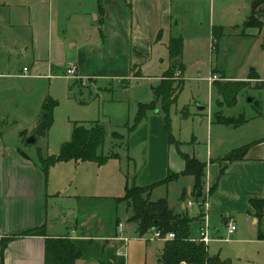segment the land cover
Wrapping results in <instances>:
<instances>
[{"label": "rangeland", "instance_id": "rangeland-1", "mask_svg": "<svg viewBox=\"0 0 264 264\" xmlns=\"http://www.w3.org/2000/svg\"><path fill=\"white\" fill-rule=\"evenodd\" d=\"M213 1L212 7L204 0L185 5L181 18H177L175 13L173 26L162 36L165 46L171 38L182 42L181 55L173 65L176 67L172 84L175 99L167 105L162 97L158 98L154 102V110L136 125L134 119L138 104L154 100L153 91L161 83L158 77L174 63L169 59L167 47L164 57L157 56L161 50L159 44L153 47L156 57L152 62L154 67L150 72L143 73L144 78L128 80L126 87L122 79H96L94 82V78H86L80 81L59 71L69 60L70 51L64 42L62 45L57 41L56 35H48L46 21L34 32L29 27L11 28L5 20L2 21L0 42L9 46L0 50V72L20 78L24 67L29 70L26 79L0 78L3 142L22 149L36 164L38 152L44 157L58 154L61 144L70 141L74 124L99 122L105 130L100 152L103 155L114 152L119 158L101 167L89 166L92 163L79 164L78 167L72 163H58L50 168L47 183L58 189L62 196L49 198L46 210L52 217L64 214L67 218H81L84 202L78 204L66 196L83 197L82 194L88 192L89 187L82 180L85 170L79 167H92L99 184L96 189L106 197H101L97 204V223L92 222L85 227L84 235L94 239L111 238L114 237L116 224L120 223L126 241L113 244L127 264H159L163 245L157 239L149 241L154 233L136 234L134 224L128 222L130 208L125 203H116L112 197H122L125 185L138 186V182L149 184L155 176L159 178L148 165L147 143H167V133L174 139V142L168 140L171 159L179 161L183 155H189L202 161L209 143L214 158L228 154L229 150L241 144L264 138V17L257 16L261 22L258 21L263 23L261 27L247 25L255 0ZM91 19V24L96 26L94 17ZM212 27L223 29V36L215 42ZM96 36L94 31L89 30L82 39ZM33 58L37 61L36 65L32 64ZM212 69L223 71L222 76L215 75V81L245 82L233 106L218 107L221 98L211 86ZM136 71L139 69L136 68ZM253 72L259 79H248ZM45 105L46 111L43 112ZM45 112L49 115V122L43 135L36 137L34 143H26L29 131ZM218 112L224 118L242 119L244 122L238 127L218 124L214 122V114ZM166 121L169 132L165 128ZM113 132L119 137L115 139ZM192 185L193 178L179 177L168 185L155 188L151 199H166L174 212L179 213L182 191ZM193 208L188 213L189 217L194 215L195 204ZM199 215L198 212L196 217ZM207 226L209 256H219L223 261L229 260L230 264H264V245L257 242L247 244L243 254L241 245L229 241L226 225L218 216L207 220ZM141 237L146 241L139 239ZM198 237V225L192 221L190 238ZM217 239L221 240L213 241ZM87 241L82 240L84 243ZM92 243V249H100L108 242Z\"/></svg>", "mask_w": 264, "mask_h": 264}, {"label": "crops", "instance_id": "crops-1", "mask_svg": "<svg viewBox=\"0 0 264 264\" xmlns=\"http://www.w3.org/2000/svg\"><path fill=\"white\" fill-rule=\"evenodd\" d=\"M195 1L0 0V29L3 28L2 21L5 20L11 28L29 27L34 32L38 30L41 23L46 21L48 35H56L57 41H60L62 45L64 42L70 51L69 60L64 68L59 70L62 75H65L67 65L73 64L77 79L80 81L86 78H94V82L122 79L125 85L128 80L144 78L143 73L151 71L154 67L152 62L156 60L153 47L157 44L161 48L157 56H165V48L169 43L165 46L162 36L173 26L175 13H177V18H181L183 7ZM204 1L210 5L209 7L213 6V0ZM92 17H94L96 26L91 24ZM89 30L94 31L97 36L83 40L82 37L86 36ZM66 40L68 42H65ZM5 46L9 45H3L0 42V50ZM72 50L74 52H71ZM32 64H37L34 58ZM25 68L26 73L23 72ZM136 68L139 71H136ZM23 69V75H19L20 78L6 76L1 72L0 78L26 79L29 77V70L27 67ZM165 71L166 69L162 73ZM162 73L158 77L159 81L162 79ZM28 136H30V131ZM166 137L167 143H147L148 165L153 168L152 172L155 171L159 178L155 176L149 184L138 182L139 187L154 184L169 173L179 174L183 171L184 161L183 159L179 161L171 159L167 133ZM247 144H250V147L242 160L226 162L222 159L227 154L213 158L209 143L206 148V157L201 161L206 163L205 204L203 203L200 207L191 199L193 185L188 186L187 190H183L185 199H188L186 203H183L181 199L178 213L188 215L189 211L194 209L195 204L194 215L190 218H195L198 212L202 216L199 221H196L198 231L202 227L203 216H206L208 221L218 216L226 228L228 221L233 220L236 230L228 235L226 229V235L230 242L243 247V254L247 244L257 242L259 245H264V206L262 212L258 213L250 204L251 200L264 201V138ZM247 144H241L237 148ZM12 145L3 142L0 126V241L40 227L44 230L41 236L16 237L11 240L4 250L2 264H44L45 240L49 237H65L74 241H107V246L115 249L113 243L118 241L120 223L116 224L114 237L94 239L84 235L85 227L91 225L92 222L97 223V204L101 197H106L101 196L96 189L99 184L94 178L92 167H79L85 170L82 180L83 184L89 187L88 192L82 194L83 197L71 194L66 196L68 200H76L74 202L78 204L84 202L81 205L83 207L81 218L80 216L67 218L64 214L52 217L46 210V202L49 198L53 199L62 194L58 189L48 185L49 173L46 177L44 176L39 159L36 160V165L22 149ZM70 163L78 167L79 164L89 162L60 164ZM92 164L89 166L101 167ZM112 197L115 200L121 196ZM188 202L191 203L190 207L187 206ZM169 208L174 211L172 207L169 206ZM134 232L136 233V228ZM161 247L160 255L163 253V245ZM220 259L223 261L222 258ZM74 264H99V262L90 257L89 259H77Z\"/></svg>", "mask_w": 264, "mask_h": 264}, {"label": "trees", "instance_id": "trees-1", "mask_svg": "<svg viewBox=\"0 0 264 264\" xmlns=\"http://www.w3.org/2000/svg\"><path fill=\"white\" fill-rule=\"evenodd\" d=\"M258 15L264 17V0H255L252 2V13L251 17L248 18L246 22L247 25L261 27L263 23H260L261 21L257 18ZM221 36H223L222 28H212L213 41L218 40ZM214 46L216 47L215 44ZM167 49L169 52V59L173 62L176 61L182 52L181 40L170 39ZM174 64L175 62L172 63L170 68L163 73L160 85L154 89V100L148 104H138L134 119L135 125L142 121L148 112L154 110V102L158 98L162 97L167 105L171 104L175 99V91L172 92V84L175 80L174 72L176 69V67L173 66ZM211 74L212 76H222L223 71L212 69ZM248 79L253 80L259 78L253 72L249 75ZM244 85L246 84L243 81H227L224 83L213 81L211 86L215 87L218 96L221 98V101L218 102V107L233 106L236 102V97L239 91ZM124 86L126 87V84ZM262 86H264V84ZM43 110L46 111V105L43 106L42 111ZM48 122L49 115L47 117V124ZM214 122L224 126L238 127L244 121L242 119L224 118L218 112L214 114ZM135 125L133 128L136 127ZM165 126L166 131H168L167 121L165 122ZM112 135L115 139L116 137H119L115 132H113ZM104 139L105 130L99 122H90L88 125L82 123L74 124L70 141L61 144L57 155L44 157L38 152V159L44 176L46 177L49 169L58 163L89 162L94 163L97 166H103L110 160L118 159L119 155L117 153L109 152L107 155H103L100 152L104 144ZM168 139L169 141L174 142V139L170 134ZM249 147L250 144H247L234 149L223 157L222 160L226 162L240 161L245 157ZM182 159L184 161V169L179 174L169 173L162 180L146 187L125 185L124 195L116 198L115 201L125 203L127 207L130 208L131 215L128 222L135 225L137 234L144 235L146 233L159 232L162 236H166L170 233L174 235L173 239L164 241L163 253L158 259L159 264H225L219 256H209L206 245L193 241L190 238V224L192 221H199L202 217L201 215L196 218H190L186 213H175L169 208L166 199H159L156 201L151 199V194L155 188L168 185L173 180L178 179L181 175L190 176L193 178L190 197L200 207L203 206L202 204L205 203L204 187L206 163L189 155H183ZM181 199H185L184 191H182ZM250 204L256 212H262L264 206L263 200H251ZM43 230V227H40L15 237L12 236L2 239L0 241V264L3 262L4 250L11 240L16 237L41 236ZM259 235L261 234L259 233ZM92 242L93 241L88 240L84 243L82 240L74 241L65 237L46 238L44 247V264H74L77 259H89L90 257L97 260L99 264H126L124 256H118L115 249L106 248L108 243H104L100 246V249H92Z\"/></svg>", "mask_w": 264, "mask_h": 264}, {"label": "built area", "instance_id": "built-area-1", "mask_svg": "<svg viewBox=\"0 0 264 264\" xmlns=\"http://www.w3.org/2000/svg\"><path fill=\"white\" fill-rule=\"evenodd\" d=\"M23 72L26 73L27 72V69H23ZM65 74L68 75V76H71L73 79H77V75H76V72H75V67L73 64H68L67 65V68L65 69ZM216 77L215 76H212L211 77V83L213 81H215ZM205 204V203H204ZM187 206L190 207L191 206V203L188 202L187 203ZM202 227L199 229V239L198 240H193V241H196V242H200V243H203L204 245L207 246V244L209 243L210 239H209V236H208V226H207V218L206 216H203V219H202ZM118 229H119V236L117 237V240L118 241H126V237L124 235V231H123V228H122V225L119 224L118 225ZM236 230V227H235V224L233 222V220H229L228 223H227V232H228V235L230 234H233ZM174 238V235L172 233L166 235V236H162L159 232H155L152 236V238L149 239V241H154V240H158V241H167V240H171ZM141 240H144L146 241V239H143L142 237L139 238ZM117 255L118 256H122V253L120 251H117Z\"/></svg>", "mask_w": 264, "mask_h": 264}, {"label": "water", "instance_id": "water-1", "mask_svg": "<svg viewBox=\"0 0 264 264\" xmlns=\"http://www.w3.org/2000/svg\"><path fill=\"white\" fill-rule=\"evenodd\" d=\"M47 126V115L43 114L39 120V122L36 124V126L30 131V136L26 139V143H34L36 137L42 136L44 133V130ZM226 264H229L230 261L226 260Z\"/></svg>", "mask_w": 264, "mask_h": 264}]
</instances>
